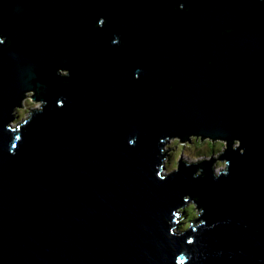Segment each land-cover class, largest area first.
Masks as SVG:
<instances>
[{
  "label": "water",
  "instance_id": "1",
  "mask_svg": "<svg viewBox=\"0 0 264 264\" xmlns=\"http://www.w3.org/2000/svg\"><path fill=\"white\" fill-rule=\"evenodd\" d=\"M0 264H264V0H0Z\"/></svg>",
  "mask_w": 264,
  "mask_h": 264
},
{
  "label": "rangeland",
  "instance_id": "2",
  "mask_svg": "<svg viewBox=\"0 0 264 264\" xmlns=\"http://www.w3.org/2000/svg\"><path fill=\"white\" fill-rule=\"evenodd\" d=\"M24 108H21L17 111L18 118L16 121H24L29 118L31 112L37 108H40L41 105L38 102H33L30 98H28L24 104ZM16 124L15 122L13 123ZM190 142L181 143V141L175 139L171 140L169 144H167L168 157L165 162V168L167 173H171L173 170L178 168V164L182 159L184 162H188L191 164H198L201 162H205L207 160H218L214 167L219 171H222L225 168V162L219 160L220 156L226 149V144L224 142L216 141L210 142L209 140L200 141L197 137H191ZM198 141V142H197ZM212 143L213 147H216L214 151L209 149L208 142ZM214 157V158H213ZM186 215L181 221L180 230L188 229L192 222L198 218L199 214L196 210V207L193 204H189L185 209L182 210Z\"/></svg>",
  "mask_w": 264,
  "mask_h": 264
},
{
  "label": "trees",
  "instance_id": "3",
  "mask_svg": "<svg viewBox=\"0 0 264 264\" xmlns=\"http://www.w3.org/2000/svg\"><path fill=\"white\" fill-rule=\"evenodd\" d=\"M199 139V138H198ZM200 141H202L201 139H199ZM198 142V141H197ZM211 142V141H210ZM208 143V145H209V149L211 150V151H214V149L216 148V147H213V145H212V143H209V141L207 142ZM214 148V149H213ZM184 215H186V213H184ZM185 217H182L181 219H182V221H183V219H184Z\"/></svg>",
  "mask_w": 264,
  "mask_h": 264
},
{
  "label": "bare ground",
  "instance_id": "4",
  "mask_svg": "<svg viewBox=\"0 0 264 264\" xmlns=\"http://www.w3.org/2000/svg\"><path fill=\"white\" fill-rule=\"evenodd\" d=\"M66 73H68V71H66ZM183 217V216H182Z\"/></svg>",
  "mask_w": 264,
  "mask_h": 264
},
{
  "label": "clouds",
  "instance_id": "5",
  "mask_svg": "<svg viewBox=\"0 0 264 264\" xmlns=\"http://www.w3.org/2000/svg\"><path fill=\"white\" fill-rule=\"evenodd\" d=\"M207 161H210V160H207Z\"/></svg>",
  "mask_w": 264,
  "mask_h": 264
}]
</instances>
